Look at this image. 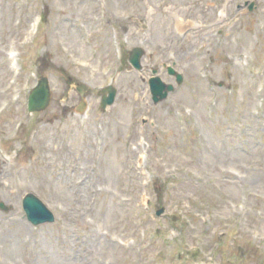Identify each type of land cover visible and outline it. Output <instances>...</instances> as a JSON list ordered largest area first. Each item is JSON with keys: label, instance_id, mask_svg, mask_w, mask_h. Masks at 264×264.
Here are the masks:
<instances>
[{"label": "rangeland", "instance_id": "obj_1", "mask_svg": "<svg viewBox=\"0 0 264 264\" xmlns=\"http://www.w3.org/2000/svg\"><path fill=\"white\" fill-rule=\"evenodd\" d=\"M243 1L0 0V264H264V0ZM136 46L183 73L166 100L127 63ZM40 75L51 104L28 114ZM69 77L91 87L84 116ZM27 191L54 223L25 220Z\"/></svg>", "mask_w": 264, "mask_h": 264}, {"label": "water", "instance_id": "obj_2", "mask_svg": "<svg viewBox=\"0 0 264 264\" xmlns=\"http://www.w3.org/2000/svg\"><path fill=\"white\" fill-rule=\"evenodd\" d=\"M249 10H252V6ZM141 53L139 50L135 49L130 52L129 61L130 63L138 67L139 57ZM173 73L172 70H169ZM150 89L153 95L154 102L163 99L166 96V92L172 90V86H165L159 82L157 78H152L150 80ZM82 92L81 89H78ZM109 95L104 97L102 101V106L110 104L113 99V89L108 88ZM49 103V90L47 82L45 79H41L38 86L32 90L28 98V110L29 111H41L47 107ZM82 107V106H81ZM23 207L26 212L27 219L33 223L38 224L46 221H51V214L44 208V206L32 195H27L23 200ZM159 213V212H158Z\"/></svg>", "mask_w": 264, "mask_h": 264}, {"label": "bare ground", "instance_id": "obj_3", "mask_svg": "<svg viewBox=\"0 0 264 264\" xmlns=\"http://www.w3.org/2000/svg\"><path fill=\"white\" fill-rule=\"evenodd\" d=\"M181 27H182L181 23L180 22H177L176 23V28L177 29H180ZM132 35H134V31H133V34Z\"/></svg>", "mask_w": 264, "mask_h": 264}]
</instances>
